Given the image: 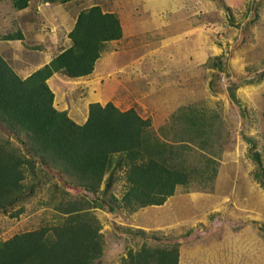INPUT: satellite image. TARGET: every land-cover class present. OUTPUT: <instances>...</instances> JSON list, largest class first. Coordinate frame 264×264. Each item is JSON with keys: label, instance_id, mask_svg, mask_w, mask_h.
<instances>
[{"label": "rangeland", "instance_id": "374dc122", "mask_svg": "<svg viewBox=\"0 0 264 264\" xmlns=\"http://www.w3.org/2000/svg\"><path fill=\"white\" fill-rule=\"evenodd\" d=\"M199 1L201 4L193 6L196 14L192 15L189 10L186 13L178 8L179 0H70L65 5L67 23L57 26L60 36L68 31L77 11L96 3L105 12H116L132 30L126 31L125 41L109 43L110 53L98 60L103 71L94 74L100 78L95 86L88 89L78 84L77 104L73 100L71 104L70 99L65 101L61 93L54 105L60 109L57 106L66 104L71 112L68 115L79 121L86 104L99 97L102 106L112 103L121 111L135 110L139 117L149 120L155 135L169 143L181 137L183 123L197 114L204 115L216 125L215 178L209 183L176 187L161 206L132 209L121 204L110 211L106 206L96 208L91 194L70 184L65 186L60 174L41 169L37 163L38 177L28 176L37 182L33 193L0 213V241L58 225L66 218L58 207H70L71 202L83 206L91 201V213L98 220L104 241L103 256L96 264H120L129 250L142 246L170 249L175 244L178 264H264V187L254 178L260 162L255 163L252 157L257 153L264 166V0ZM36 2L28 0L26 13L19 12L25 9L14 8L13 0L0 2V35L4 34L0 39L17 33L22 20L42 26L47 16L31 12ZM6 5L8 9L3 8ZM158 20L165 28L151 29V21ZM43 29L40 28L38 38L43 42L37 40L35 45L52 48V54H57L64 47L50 44V35ZM0 45L3 57L15 70L23 65L31 71L37 49H25L22 55V47L16 45L19 53L15 55L12 46ZM40 50L42 54L51 53L48 48ZM140 51L146 57L135 62L133 74L128 75L130 69L115 72L116 56L131 61ZM175 51L177 57L171 56ZM57 77L50 82L57 92L68 88L75 91L73 84H65L67 78ZM181 109L189 118L180 119L171 127L172 116ZM18 137L0 124V139L8 140L26 154L30 140L24 133ZM22 144H26L25 149ZM204 153L196 149L192 152L194 158L189 159L197 164ZM180 165L176 163L177 167ZM42 175L47 178L41 179ZM112 180L107 194L103 195L101 185L95 197L120 201L127 189L123 172H116Z\"/></svg>", "mask_w": 264, "mask_h": 264}, {"label": "trees", "instance_id": "16d2710c", "mask_svg": "<svg viewBox=\"0 0 264 264\" xmlns=\"http://www.w3.org/2000/svg\"><path fill=\"white\" fill-rule=\"evenodd\" d=\"M13 5L22 10L28 0H13ZM121 38L118 16L95 4L77 15L68 33L71 46L28 76L19 75L0 54V124L16 138L24 133L30 140L26 149L22 144L26 152L23 154L8 140L0 139V213L33 193L37 182L28 176L38 177L37 163L41 169L60 174L65 186L70 184L91 194L96 208L106 206L110 211L121 204L132 209L161 206L176 187L209 183L215 178L216 125L204 115L197 114L183 123L181 137L169 143L155 135L149 120L139 117L133 109L121 111L112 103H91L85 122L78 124L67 111L55 107L48 79L54 74L72 80L90 75L106 45ZM2 39L19 40L22 33L7 34ZM188 118L181 109L172 116L170 126ZM196 149L206 152L197 164L191 162ZM252 157L255 163L260 162L254 178L264 187V166L257 153ZM176 163L181 165L177 167ZM118 171L123 172L127 187L120 201L95 197L101 185L103 195L107 194ZM90 202L58 207L66 215L58 225L1 240L0 264H96L103 256L104 241ZM178 259L176 244L170 249L142 246L129 250L120 264H178Z\"/></svg>", "mask_w": 264, "mask_h": 264}, {"label": "crops", "instance_id": "0c3cea01", "mask_svg": "<svg viewBox=\"0 0 264 264\" xmlns=\"http://www.w3.org/2000/svg\"><path fill=\"white\" fill-rule=\"evenodd\" d=\"M179 1H180V5H177L178 8L181 9L182 11H185L186 13L189 10V13H191L192 15L196 14V11L193 10V9H195V8H193V6L195 7L197 4H199V3L201 4V1H199V0L197 2H196V0H179ZM181 1H185V2L181 4ZM190 1L193 2V3H191V6L188 5V3ZM67 3L68 2H66L64 4H62V3H49V2H46L45 0H37V2L34 3V6H33V9L34 10L31 11V12H34L35 15H37L38 13H41L42 15L44 14L45 18L47 16L46 21L44 22V20H43L41 22L42 26H40L39 24L38 25L37 24H34L33 25V23L31 22L32 20H29V21L22 20V25L16 27V29H17L16 31L22 33V39H19V40H9V41L3 40L2 38L0 39V44H6L7 47L8 46L9 47L12 46V48H14L15 55H17L19 53V49H17L16 45L19 46V47H22V55H23V52H26L27 51L25 49H28V50L29 49H32V50L33 49H37V51H34L33 52V57H34L35 63L32 65L31 71L29 70L30 68L23 67V65H22L19 68H17V70H16V72L19 75L24 76V77L25 76H28L34 70L42 67L45 64H48L50 62V60L56 55L55 53L52 54L53 53L52 48H49V47L44 46V45H40V46L39 45H35V41H37V40H39V42H41V41L43 42V39L42 38L41 39H38V38L41 37V34L40 33L42 32V31H39L40 28L42 29V27H44L43 30H47L46 32L48 33V35H50V39H51V41L49 43L55 45L56 48H60V47L63 48L64 47L63 49H61V50H64V49L68 48L69 46H71V41L68 39V33L72 29V27H73V25H74V23L76 21V17H77V15L79 14V12L81 10L79 12L77 11L74 14L73 18L71 19L72 24H71V26H69L68 31H63L62 36H60L58 34L59 29H58L57 26L59 24L63 23V22L67 23V19L66 18H67V15H68V13H67L68 11H67V9L65 7V5ZM29 5H30V3L25 8V10L19 11V12H23V13L28 12ZM93 5L87 4L84 9L89 8V7L93 6ZM7 6L8 5H6V7L4 6L3 8L4 9H8ZM6 12H9V10H7ZM6 14H8V13H5V15ZM115 14L117 15L116 12H115ZM150 15L152 16V18L153 17L155 18V15L152 12L150 13ZM157 15H159V14L157 13ZM63 16H65V18H63ZM152 18L150 20H152ZM48 19H52L51 22H50V24H48ZM118 19L120 21L121 28H122V38L120 40H117V41H120L121 42V40L122 41L124 40L123 38L125 37V34L127 33L126 31L132 30V28L131 27L128 28L127 27V24L123 23V21L121 20V18L119 16H118ZM160 20H158V21H151V23H154V24H152V27H150V28L151 29H153V28L155 29L156 28L158 30L159 29H164L165 28V25L162 26V24H160ZM185 21H186V19H185ZM126 29H128V30H126ZM3 35L4 34L0 35V37L3 36ZM59 41H60L61 45H60ZM117 41H115V42H117ZM31 46L34 47V48H30ZM106 46L107 47H106L105 51L103 52V54H101V56L99 57V59H103L104 56L107 53H110L109 52V49H108V47H110V44L108 43ZM162 46H163L162 42L159 43V47L161 48ZM143 47L146 48V45H144ZM0 48H1V45H0ZM47 48L50 49V52H51V53H49V55L48 54H42L41 52H39V51H41L40 49H47ZM42 52H43V50H42ZM143 52L140 51V54L136 53L137 54L136 58H132L131 61H129L128 59L124 60L123 58L122 59H117V56H116V61L113 64L114 65V69H116L115 72H123L124 73L125 71H128L127 69H130L128 75L133 74V71H135L134 70V68H135V65H134L135 62H137V61L141 62L146 57V54H144ZM176 52L177 51H175L173 53V55H171V56L177 57V55L175 56ZM44 53H45V51H44ZM0 54H3V53L0 51ZM141 54H143L142 55L143 58L141 57ZM44 55H46V57H44ZM126 55L127 54H125V56ZM35 56H36V59H35ZM200 56H201V50H200ZM200 56L198 55L199 58H200ZM196 57H197V55H196ZM194 58H195V56H194ZM98 60L96 61V64H95V67H94L93 72L89 75L90 77L89 76H86V77L78 78L77 80H72V79H67L68 81L64 80V82H65L66 85L71 86L73 84V90H75V91H73V93L70 91V88H68L66 91H63V92H60V91L57 92L54 88L51 87L52 86L50 84L51 80H53L54 78L57 79L58 78L57 76L59 74H54L50 79H48V81H47L48 86H49V88L52 90V92L54 94V102H55V99L58 96V94L63 93L64 94V97H65L63 99L65 101L70 99V103L71 104H73L72 103V100L73 101H76V102H74V104H77L79 102V100H78V98L75 97L77 95V93H75V92L78 90V89H76L77 86H78V84L82 83V84H84L85 87H87L88 89H90L91 85H94L96 83L95 82L96 79H100L99 77H95V75H94L95 73L98 74V73H101V71H103L102 68H100L102 65L99 63ZM11 61H12V58H11ZM12 63H13V61H12ZM106 68L107 67H105V69ZM177 69L179 70V68H177ZM164 71H166V70H164ZM78 96H80V95L78 94L77 97ZM96 98L97 99L93 100L94 102H91L90 101V103H87L86 104L85 108L83 109V113H82V116H81V118H80L79 121L77 120V118H74L72 116H70V117L76 123H78V124L84 123L85 120H86V116H87V108H88V105L91 104V103H96V102L98 103L99 102V97H96ZM55 106H56V104H55ZM57 107L60 108L61 110L67 111L69 115L71 114L70 109L68 108V106L66 104H63V107L62 106H60V107L57 106ZM72 110H74V108H72Z\"/></svg>", "mask_w": 264, "mask_h": 264}]
</instances>
